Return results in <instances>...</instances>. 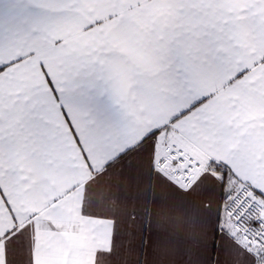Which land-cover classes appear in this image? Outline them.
I'll use <instances>...</instances> for the list:
<instances>
[{
  "label": "snow or ice",
  "instance_id": "1",
  "mask_svg": "<svg viewBox=\"0 0 264 264\" xmlns=\"http://www.w3.org/2000/svg\"><path fill=\"white\" fill-rule=\"evenodd\" d=\"M0 264H264V0H0Z\"/></svg>",
  "mask_w": 264,
  "mask_h": 264
},
{
  "label": "crops",
  "instance_id": "2",
  "mask_svg": "<svg viewBox=\"0 0 264 264\" xmlns=\"http://www.w3.org/2000/svg\"><path fill=\"white\" fill-rule=\"evenodd\" d=\"M103 210H104V211H115V209L112 208V207H110V206H109V207H105ZM159 227H160L161 229H166V228L168 227V225H167V224H161V225H159ZM157 254H158V256L160 257L161 261H163V260L166 259V256H167V250H166V249H158V250H157Z\"/></svg>",
  "mask_w": 264,
  "mask_h": 264
}]
</instances>
